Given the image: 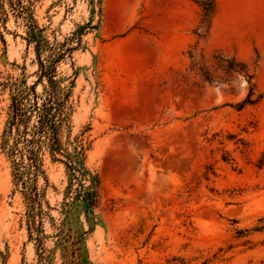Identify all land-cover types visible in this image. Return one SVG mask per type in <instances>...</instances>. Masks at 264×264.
I'll use <instances>...</instances> for the list:
<instances>
[{
    "label": "rangeland",
    "instance_id": "1",
    "mask_svg": "<svg viewBox=\"0 0 264 264\" xmlns=\"http://www.w3.org/2000/svg\"><path fill=\"white\" fill-rule=\"evenodd\" d=\"M66 97L64 149L100 178L83 264H264V0H22ZM18 0H0V264H39L5 144L19 92L50 83ZM79 39L72 33L86 27ZM64 95V96H65ZM37 186L60 219L67 159ZM82 232L89 225L75 212ZM45 247L63 264L50 220Z\"/></svg>",
    "mask_w": 264,
    "mask_h": 264
},
{
    "label": "trees",
    "instance_id": "2",
    "mask_svg": "<svg viewBox=\"0 0 264 264\" xmlns=\"http://www.w3.org/2000/svg\"><path fill=\"white\" fill-rule=\"evenodd\" d=\"M20 14L27 27V40L35 44L38 53L45 49L53 52V58L60 59L71 53L74 48L64 49L65 44L51 46L44 38L43 31L37 26L30 8L18 0ZM88 26L72 33V40L79 39ZM56 61L47 65L41 62L42 77L50 83L45 96H39L32 90L19 92L11 107L8 128L4 136L5 144L13 139L10 155L13 158L14 179L20 190L26 207V223L30 239H35L39 251V264L51 263L52 250L45 247V222L50 220L57 238L56 246L61 248L63 264H83V244L85 236L93 232L96 226L95 210L100 204L99 175L86 165V152L82 140H78L80 148L76 154L65 150L62 144V128L67 121L66 97L58 85L56 77ZM65 95V96H64ZM48 147L53 154H63L67 159L68 182L61 206V218L56 220L45 210L47 205L45 193L37 186L38 177L43 174L42 152ZM82 213L89 225V231L82 232L78 222H73L74 213Z\"/></svg>",
    "mask_w": 264,
    "mask_h": 264
}]
</instances>
